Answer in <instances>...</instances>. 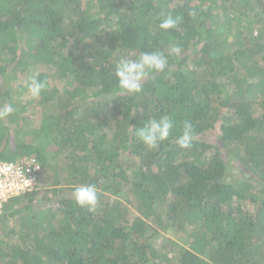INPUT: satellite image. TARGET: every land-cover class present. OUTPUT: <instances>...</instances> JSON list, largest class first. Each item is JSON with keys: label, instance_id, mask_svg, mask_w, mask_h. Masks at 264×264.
I'll list each match as a JSON object with an SVG mask.
<instances>
[{"label": "trees", "instance_id": "1", "mask_svg": "<svg viewBox=\"0 0 264 264\" xmlns=\"http://www.w3.org/2000/svg\"><path fill=\"white\" fill-rule=\"evenodd\" d=\"M32 156L0 264H264V0H0V162Z\"/></svg>", "mask_w": 264, "mask_h": 264}, {"label": "built area", "instance_id": "2", "mask_svg": "<svg viewBox=\"0 0 264 264\" xmlns=\"http://www.w3.org/2000/svg\"><path fill=\"white\" fill-rule=\"evenodd\" d=\"M41 172L42 165L33 156L13 162H0V217L6 202L36 187Z\"/></svg>", "mask_w": 264, "mask_h": 264}, {"label": "rangeland", "instance_id": "3", "mask_svg": "<svg viewBox=\"0 0 264 264\" xmlns=\"http://www.w3.org/2000/svg\"><path fill=\"white\" fill-rule=\"evenodd\" d=\"M32 78H33V75L32 76H28L27 80H33ZM23 81H24V79H23ZM20 98L22 99V97H20ZM30 98H31V93H29L27 96L23 97L25 102L30 101L31 100ZM2 106L4 108H6V107H9V104H8V102H6L5 104H2ZM24 109L25 110L20 114V116L22 118H26V120H28L29 123L31 122L30 125H29V123L26 120L15 119L13 117L14 118L13 122L8 119V123H9L8 125L9 126H11L12 128H14L16 126L18 127V125H20L19 124V122H20L21 123L20 126H23V129H25V128L27 129V126H28V128L29 127H37L40 124L41 119H43V116H44L42 114V113H44V111H42L39 106L34 107V106L30 105V106H26V108H24ZM21 139H22L23 143L30 144V143L36 142V140L32 136L21 137ZM45 181H46L45 176L40 175L38 184L43 187L44 185H42V184H44ZM163 235L167 236V233H163Z\"/></svg>", "mask_w": 264, "mask_h": 264}, {"label": "clouds", "instance_id": "4", "mask_svg": "<svg viewBox=\"0 0 264 264\" xmlns=\"http://www.w3.org/2000/svg\"><path fill=\"white\" fill-rule=\"evenodd\" d=\"M38 180H39V178H38Z\"/></svg>", "mask_w": 264, "mask_h": 264}]
</instances>
